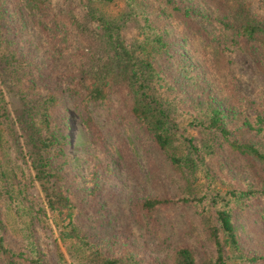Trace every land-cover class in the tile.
I'll list each match as a JSON object with an SVG mask.
<instances>
[{
	"label": "trees",
	"instance_id": "obj_1",
	"mask_svg": "<svg viewBox=\"0 0 264 264\" xmlns=\"http://www.w3.org/2000/svg\"><path fill=\"white\" fill-rule=\"evenodd\" d=\"M254 1L0 0V264H264V93L232 74L236 50L264 72ZM117 178L149 188L127 211Z\"/></svg>",
	"mask_w": 264,
	"mask_h": 264
},
{
	"label": "rangeland",
	"instance_id": "obj_2",
	"mask_svg": "<svg viewBox=\"0 0 264 264\" xmlns=\"http://www.w3.org/2000/svg\"><path fill=\"white\" fill-rule=\"evenodd\" d=\"M252 8L258 11V13L263 16L264 22V0H255ZM207 28L211 29V26L207 25ZM232 60V74L235 78L234 80L237 84L238 91L241 94L250 96L251 98H256L258 92L264 93V72L257 68L254 61L239 50L235 51L232 56ZM92 113L94 120L106 133L108 148L110 149L112 154L114 148V136L109 134L110 130L112 129V121L106 119V113L104 109H93ZM68 124V135L70 141L69 154L71 157V166L81 176V184L84 187H87L88 168L84 165H81V158L85 151V148L89 147L87 132L79 119L72 112V110L69 111ZM137 134L138 130L136 132V128L134 126H131L122 129L119 136L125 138L128 141L137 158V162L141 168V173L146 176V165L142 158L140 144L137 141ZM211 167L213 168V165H211ZM167 170L168 169L165 168L164 172H167ZM117 182V184L112 185L113 189L117 191L116 195L118 199V204L116 202H112L111 204L115 212H121L122 207L127 211L126 205L133 198V196L148 193L149 190L148 187H142L141 185L136 186L127 182L125 183L121 178H117ZM31 195L35 199H38V193L36 190H33ZM168 219H172V221L175 222L177 227L179 228L186 226L185 215L182 211L172 212V215ZM161 220L162 222H166V218L164 216H161ZM120 221L124 222L125 218L122 216L120 218ZM174 229V226L169 227L170 232ZM134 230L138 234V240L141 241V229L135 227ZM41 245L44 249L45 247H47L49 250L53 251L54 244L51 237L48 236L45 239H41ZM52 254L53 252H51V257Z\"/></svg>",
	"mask_w": 264,
	"mask_h": 264
}]
</instances>
